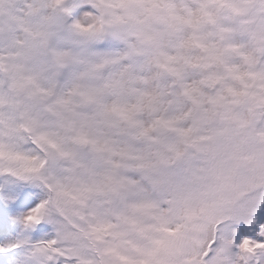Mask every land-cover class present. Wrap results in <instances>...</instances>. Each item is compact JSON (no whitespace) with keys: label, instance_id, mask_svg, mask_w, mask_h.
<instances>
[{"label":"snow or ice","instance_id":"snow-or-ice-1","mask_svg":"<svg viewBox=\"0 0 264 264\" xmlns=\"http://www.w3.org/2000/svg\"><path fill=\"white\" fill-rule=\"evenodd\" d=\"M0 264H264V0H0Z\"/></svg>","mask_w":264,"mask_h":264}]
</instances>
